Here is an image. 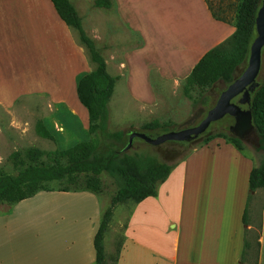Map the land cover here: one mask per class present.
<instances>
[{
    "label": "crops",
    "instance_id": "0c3cea01",
    "mask_svg": "<svg viewBox=\"0 0 264 264\" xmlns=\"http://www.w3.org/2000/svg\"><path fill=\"white\" fill-rule=\"evenodd\" d=\"M68 1L108 74L116 78L111 99L119 88L138 115L155 107L164 86L184 83L200 59L236 30L216 20L205 0H110L109 9L96 7V0ZM95 68L78 33L59 18L50 0H0V105L49 99L88 135L77 84ZM254 165L249 155L221 138L195 149L158 187L156 197L120 205L126 217L118 239L110 222L104 264H239ZM45 194L78 202L80 218L73 233L29 234L23 219L2 215L0 264H96L93 241L105 212L97 195ZM247 214L249 229L258 226L257 264H264L262 189L253 194ZM56 222L54 227L65 229L64 217Z\"/></svg>",
    "mask_w": 264,
    "mask_h": 264
},
{
    "label": "trees",
    "instance_id": "16d2710c",
    "mask_svg": "<svg viewBox=\"0 0 264 264\" xmlns=\"http://www.w3.org/2000/svg\"><path fill=\"white\" fill-rule=\"evenodd\" d=\"M50 1L65 25L78 33L80 43L88 51L91 62L96 65L95 70L81 77L77 84L78 100L88 114V133L91 139L67 150L53 152L51 156L55 161L66 160L65 165L55 167H46L42 163L41 159L45 154L38 149L31 148L25 152L13 153L11 157L14 166L20 170L13 175L0 173V205H14L34 197L39 192H51L47 183L61 181L74 183L80 175L86 177L83 192L98 194L101 190L98 177L102 174L108 175L116 181L118 189L111 198L110 206L102 215L93 241L96 264H104L103 241L114 209L125 203L138 204L149 197H156L158 187L166 181L178 163L167 164L153 155L123 152L128 143V134L134 131H108L107 106L113 95L116 78L108 74L104 59L96 50L93 42L85 35L81 21L69 1ZM261 3L260 0H242L234 24L235 32L227 41L210 50L200 59L184 81L186 95L195 89L208 90L220 82L226 88L236 78L237 69L241 68V73L244 71L249 49L255 38V18ZM111 5L110 0H96L95 2V6L99 8L109 9ZM208 9L216 20L222 21L212 13L209 6ZM258 84V88L250 95L249 104L257 146L254 147L255 161L252 160L255 165L249 175L247 203L242 216L243 247L239 264H248L251 253H254V264H257L259 254V232L252 236L247 214V205L253 194L257 190H264V82ZM207 99L205 94H201L197 101L205 104ZM236 100L238 101V98ZM198 102L193 103L195 105ZM218 123L225 125L227 133L218 132L211 135L207 130L197 139L179 144L186 147L189 154L211 140L221 138L238 151L245 152V141L229 133L233 119L226 116ZM168 127H170L168 123L161 124L158 121H152L135 132L154 138L152 134L164 132L162 130ZM35 132L43 139L53 140V136L41 121L36 122ZM199 139V143L194 145L193 142ZM137 140L143 142L140 139H135L134 142Z\"/></svg>",
    "mask_w": 264,
    "mask_h": 264
},
{
    "label": "rangeland",
    "instance_id": "374dc122",
    "mask_svg": "<svg viewBox=\"0 0 264 264\" xmlns=\"http://www.w3.org/2000/svg\"><path fill=\"white\" fill-rule=\"evenodd\" d=\"M260 1L263 2L264 0ZM206 2L218 19L235 24L242 0H206ZM261 67L262 70L257 78L258 83L264 82V49L262 50ZM241 71V68L237 69L235 76L238 77ZM184 85L185 83L173 87L164 86L159 93L155 107L152 110L145 111L144 115H138L137 110L126 103V99L122 97L118 88L108 106L111 121L108 131H139L143 125L152 121L170 124V127L162 130L164 132L152 134V137L155 138L168 132L197 126L204 119L206 113L215 105L220 92L224 90L225 86L220 82L208 90L195 89L189 91L186 95ZM201 94H205L208 98L205 104L197 101ZM236 101L234 102L237 103ZM193 102L198 103L194 105ZM38 121H41L49 131L54 133L53 140L43 139L36 134L35 124ZM66 127L68 130L64 131V134H55L58 129ZM120 129L122 130L119 131ZM218 132L227 133L224 124L216 122L208 129V134L211 135ZM90 139L89 133L87 135L80 130L77 121L64 114L56 105H51L49 99L40 97L21 98L11 107L6 108L0 105V173L2 174L13 175L20 170L14 166L11 157L13 153L25 152L31 148L38 149L45 154L41 159L42 163L46 167H55L56 165H65L66 160L59 159L55 161L51 156L53 152L67 150L78 143L88 142ZM199 141L200 139L193 142V144L197 145ZM255 146H257V138L254 133L244 143L245 153L254 161ZM126 153L149 154L167 164H176L187 156L188 150L183 145L175 142H167L154 147L137 140ZM98 178L101 182V190L96 195L105 211L110 206L111 198L116 193L118 186L116 181L106 174H102ZM85 181L86 177L80 175L74 183L61 181L50 182L46 185L51 192H81ZM26 202L24 205H19L20 202L14 205H0V216L14 214L15 217L23 219L27 224L26 229L29 234H46V231L49 234L73 233L74 221L80 218V215H77L80 211L77 205L78 202L74 199H60L44 192L38 193ZM122 213L123 206L119 205L114 209L111 221V225L114 224L112 236H116L117 239L121 232L122 221L126 217V215L122 217ZM61 217L67 220L65 229L54 227V225H57L55 221L61 219ZM257 233L258 226L255 224V228L252 229V236ZM113 250L112 254L115 255L116 250L114 248ZM254 259V253H251L248 264H254Z\"/></svg>",
    "mask_w": 264,
    "mask_h": 264
},
{
    "label": "water",
    "instance_id": "95a60500",
    "mask_svg": "<svg viewBox=\"0 0 264 264\" xmlns=\"http://www.w3.org/2000/svg\"><path fill=\"white\" fill-rule=\"evenodd\" d=\"M263 49L264 1L261 3L255 18V38L249 49L246 68L220 93L215 105L206 113L204 119L195 127L168 132L155 138H151L140 132H130L128 134V143L123 149V152H127L132 147L135 139H140L154 147L167 142H191L203 135L212 124L219 122L226 116L233 119V125L229 128V133L240 140L246 141L254 134L249 104L251 93L259 86L257 78L262 70L261 60ZM237 98L238 101L235 103L234 101ZM243 106H247V109H243Z\"/></svg>",
    "mask_w": 264,
    "mask_h": 264
},
{
    "label": "flooded vegetation",
    "instance_id": "af4514ba",
    "mask_svg": "<svg viewBox=\"0 0 264 264\" xmlns=\"http://www.w3.org/2000/svg\"><path fill=\"white\" fill-rule=\"evenodd\" d=\"M243 107H245V106H243ZM243 107H242V108H243ZM246 107H247V106H246ZM243 109H244V108H243ZM246 109H247V108H246Z\"/></svg>",
    "mask_w": 264,
    "mask_h": 264
}]
</instances>
